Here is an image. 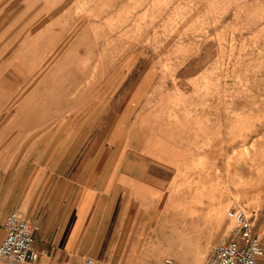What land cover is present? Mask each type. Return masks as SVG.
<instances>
[{
    "label": "rangeland",
    "instance_id": "374dc122",
    "mask_svg": "<svg viewBox=\"0 0 264 264\" xmlns=\"http://www.w3.org/2000/svg\"><path fill=\"white\" fill-rule=\"evenodd\" d=\"M83 109L99 124L142 115L181 131L184 212L241 204L264 222V0H0V125L33 126L41 145L83 125ZM210 248L166 231L144 252L148 264H203Z\"/></svg>",
    "mask_w": 264,
    "mask_h": 264
},
{
    "label": "crops",
    "instance_id": "0c3cea01",
    "mask_svg": "<svg viewBox=\"0 0 264 264\" xmlns=\"http://www.w3.org/2000/svg\"><path fill=\"white\" fill-rule=\"evenodd\" d=\"M77 118L84 124L66 125L60 141L50 137L41 145L33 126L0 125V167H18L15 179L0 172V242L14 208L40 225L37 261L0 258V264H78L86 256L96 264H148L154 258L144 247L164 244L166 231L173 245L211 247L208 256L228 239L222 202L203 200L190 213L182 209L187 149L181 131L170 135L146 125L142 115L125 125L116 124L115 116L99 124L93 110H77ZM70 133L77 134L75 149Z\"/></svg>",
    "mask_w": 264,
    "mask_h": 264
},
{
    "label": "built area",
    "instance_id": "2783aa9c",
    "mask_svg": "<svg viewBox=\"0 0 264 264\" xmlns=\"http://www.w3.org/2000/svg\"><path fill=\"white\" fill-rule=\"evenodd\" d=\"M227 215L234 221L229 237L214 246L203 264H260V256L264 253V222L258 224V213L234 204L228 208ZM3 227L1 259L18 263L38 260L40 252L34 242L39 223L27 219L19 208H14L6 215ZM167 261L172 262V259ZM78 264H96V261L93 256H86Z\"/></svg>",
    "mask_w": 264,
    "mask_h": 264
}]
</instances>
